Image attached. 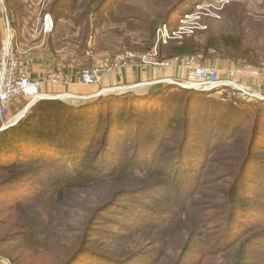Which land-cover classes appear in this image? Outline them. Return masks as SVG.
<instances>
[{"label":"trees","instance_id":"1","mask_svg":"<svg viewBox=\"0 0 264 264\" xmlns=\"http://www.w3.org/2000/svg\"><path fill=\"white\" fill-rule=\"evenodd\" d=\"M141 1L140 15L148 24L151 43L161 26L177 28L179 22L172 24L171 16L183 14L179 12L186 4V0H56L50 12L59 20L65 12L82 10L84 16L102 22L116 18L117 10L134 13ZM195 31L172 36L167 47L159 46V59L218 57L223 62L254 54L245 43L251 32L240 24L233 31L214 33L209 27ZM209 94L158 84L147 92L102 96L79 106L58 99L36 103L18 124L0 132V204L14 200L5 209L0 205L4 256L13 264H75L82 257L87 264H118L93 246L100 233L88 221L90 215L78 237L59 245L60 251L49 248L60 241L49 235L50 227L68 230L63 219L79 213L73 210L78 195L103 188L105 201L97 205V216L117 204V211L109 213L126 219L112 220L110 237L119 241L138 237L135 247L120 259L125 264L152 260L162 264L164 247H170L180 228L187 231V240L173 264H207L225 251L234 253L231 264H264V103L239 93L219 98ZM250 168L252 175L260 174L262 189H248L244 180ZM219 170L225 179L214 175ZM217 179L232 186L221 206L214 187ZM157 190L168 209L155 225H141L144 215L134 212L133 205L148 195L157 201ZM253 198L257 201L251 202L249 216L257 221L247 225L239 212L245 213L244 203ZM147 229L160 232L159 255L152 245L143 244ZM253 242L260 244L258 254Z\"/></svg>","mask_w":264,"mask_h":264},{"label":"rangeland","instance_id":"2","mask_svg":"<svg viewBox=\"0 0 264 264\" xmlns=\"http://www.w3.org/2000/svg\"><path fill=\"white\" fill-rule=\"evenodd\" d=\"M55 2L56 0H0V55L2 52V45L9 35L7 25V20H9L10 26L13 30V43L16 46L21 69L24 72H27L25 68L26 58L32 54H35L38 57H49L54 64L52 71L44 73L39 78L44 82V87L41 91L45 96V99L42 100L57 98L67 105L79 106L97 100L102 96L127 93L126 91L130 89L122 91L119 88L121 85L110 87L108 89L102 88L101 83L104 78L102 82L97 85H84L80 81L81 74L86 70L102 67L104 68L103 74L105 75L114 69H121V67H117L116 65L117 57L123 53L132 52L140 55L152 52L155 48H157L159 53V46L167 47L169 44V41H167V43L160 44L157 47L158 40L161 41L159 30L163 26L158 28L154 42L151 43V34L147 29L148 24L143 23L145 18L140 15L139 7L142 4V1L136 3L138 8L134 13L117 10L116 18L110 17L107 21L103 20L102 22H95L93 15L89 16L87 14V16H84L82 10L65 12V17L55 20L53 14L50 12L51 4H54ZM185 3L186 4L182 7V10L179 12V14H183H174L171 16L170 22L174 24L175 21H178L179 24L176 25L177 28L175 30L172 28L170 29L167 24V30L169 32L175 31L181 33V35L185 32L189 36L192 34V30L204 31L209 27L214 33H220L221 31H233L237 24L243 26L246 29V33L251 32V35L247 37L245 43L246 47L254 52L253 55L243 56V60L228 59L223 62L220 61L218 57L208 59L197 57L196 59L199 63L218 69L220 72V79L224 82L231 80L233 77L230 72L237 69H251L264 74V24L261 25L264 23V0H186ZM240 18H242L244 22ZM46 20L48 21V25H46ZM153 44L154 47L152 50L144 52L148 49L149 45ZM174 59L159 60L172 61ZM134 66L142 68L139 63H136L133 67ZM64 70L74 71L79 80L77 84L74 85L71 92L67 91L64 95L60 96H58L59 94H52L54 93L53 91L56 85L70 84L65 77H63V83L51 84L47 82L53 73L63 74ZM260 78L264 79V76H261ZM246 86L252 88V90H258L262 96H264L262 86V92L256 86H253L251 80L248 81V85ZM131 88L134 90L130 92L136 93L139 92L137 90L141 89L138 87ZM207 93H210L209 96H214L216 98L222 97L223 95L227 96V94L237 95L238 93L245 96L232 87H223L217 91ZM258 102L264 103V99L257 100L255 103ZM28 105V100L24 98L16 99V101L12 103L8 112L5 115L0 116V129L14 123L16 117H18L20 113L22 114L23 111L27 109ZM31 108H29L27 112H29ZM252 170V168L249 169L244 180L246 181L248 189H262L259 179L260 174L256 173L252 175ZM219 172L221 174H218ZM223 173L224 172L219 170L214 175H220L218 179H225L226 175ZM251 178H253L252 180H255L252 181ZM218 179L214 183V187L217 195H219L218 203L220 202L221 206V204L227 200V189L231 190L232 186L224 185L223 182ZM102 191L103 188H96L95 190L78 195V198L74 201L73 210H79V213L73 218L68 214L66 215L67 219H63L69 227L68 230H64L60 227H50L49 235L60 240L50 243L49 248L52 251H60L61 249L59 245L66 246L70 243L67 239L78 237L79 228L85 225L87 218L90 215L88 221L90 220L91 226L100 233V235L95 237V244L93 246L97 250L110 256L111 258L109 259L119 261L118 264H125V262H121L122 260L120 259L123 258L125 253L135 247L134 245L137 243L138 237L135 235L133 237L129 236L122 241L110 237V235H112L111 233H114L110 231L113 227L112 220L126 221V219L112 216L109 213L117 211V204L104 208L106 211L100 216H97L99 213L96 209L99 207L97 205H103V202L105 201L103 198H105L104 195L106 194V190H104L103 195H101ZM157 191L159 193L154 196L157 197V201L151 200V195H148V197L144 196L141 198L140 205H133L134 212H139L144 215L141 217V225H155V219L159 217V215L166 213V210L168 209L164 195L160 193L159 190ZM95 195L98 196V199H96ZM246 196L250 197L251 195L247 194ZM140 197L141 196H138V199H140ZM127 201V205L132 204L130 199ZM232 201H234V199ZM252 201H257V199L253 198L252 200H246V203H244L247 206L246 214L239 212L240 221L247 225L253 224L254 221H257V218L253 220L249 216L251 214L250 206H252ZM13 202L14 200L11 199L0 205L5 209L6 207L13 205ZM119 203L124 207L125 204L123 201ZM222 207L225 208V205ZM227 209L230 210L231 206L230 208L227 206ZM158 230L162 231L161 228H158ZM258 230L259 232L261 231L260 229ZM254 232L257 231L255 230ZM66 233H68L69 236ZM159 233L160 232L152 231V229H147L144 234L145 239L143 242L144 245L145 243L152 245V248L155 249L154 254L158 255L161 253V247L163 244V240L160 239L161 236H157ZM63 238H66L65 243L62 241ZM186 240L187 231H183L181 228L178 229L176 234L172 237L170 247L167 245L164 247V253L166 256L161 258V262H163L162 264H173L180 255L181 248ZM6 249V245H0L1 257L7 255L5 252ZM253 249L256 254H258L257 251L261 250L260 244H254L253 242ZM233 258L234 253L225 251L209 259L207 264H231ZM57 259L59 260L60 256H58ZM86 261L87 259L82 257L75 264H87ZM3 264L13 263L5 261ZM14 264L20 263L14 262ZM150 264H155V260H152Z\"/></svg>","mask_w":264,"mask_h":264},{"label":"built area","instance_id":"3","mask_svg":"<svg viewBox=\"0 0 264 264\" xmlns=\"http://www.w3.org/2000/svg\"><path fill=\"white\" fill-rule=\"evenodd\" d=\"M8 33L6 40L2 45L0 55V116L5 115L10 109L12 103L18 98H24L29 101L27 108H31L38 101L45 99L42 94L44 82L40 79L31 77L21 69L20 60L16 51V46L13 43V30L7 20ZM46 25L48 21L46 20ZM181 33L171 34L167 30V26H163L159 30L161 41L158 40L157 47L160 44L167 43L172 36L180 37ZM157 48L152 52L145 54H134L126 52L117 57V67H127L139 63L142 68L148 67H168L171 63H181L186 70L187 76L183 81H167L168 84L178 85L186 90H196L204 92L217 91L223 87H232L240 91L243 95L248 96L252 100H262L264 96L258 91L246 85H242V80H255L264 76L251 69H237L230 72L233 77L228 82L221 81L220 72L215 67L202 65L195 57L185 56L178 57L172 61H160ZM104 68L89 69L81 74V82L84 85H97L104 78ZM62 76L52 74L47 80L48 83L58 84L63 83ZM66 84V83H64ZM260 89V87H257ZM262 92V91H261ZM21 114V113H20ZM19 114V115H20Z\"/></svg>","mask_w":264,"mask_h":264},{"label":"crops","instance_id":"4","mask_svg":"<svg viewBox=\"0 0 264 264\" xmlns=\"http://www.w3.org/2000/svg\"><path fill=\"white\" fill-rule=\"evenodd\" d=\"M52 63V64H51ZM26 73L30 74L31 77L39 79L44 73L50 72L53 70V62L49 57H38L35 54H32L26 58ZM107 73V72H106ZM54 74V73H53ZM57 74V73H56ZM58 75L65 77L69 81V85H56L54 93L64 95L65 92L72 90L74 85L77 84L79 78L76 76L74 71L64 70L63 74L59 73ZM187 76L186 70L184 69L181 63H171L168 67H148V68H137L136 66H127L121 69H114L109 73L104 75V80L101 83V87L108 89L110 87H119L122 91L125 89H130L126 92H130L134 89L131 87L141 88L139 93L147 92L150 87L158 84H167V81H183ZM81 81V80H80ZM249 80H242V85H248ZM253 86L260 87L262 86V91L264 92V79L257 78L251 80ZM74 83V84H73ZM44 87V86H43ZM42 87V89H43ZM10 261L3 255L0 256V264Z\"/></svg>","mask_w":264,"mask_h":264},{"label":"water","instance_id":"5","mask_svg":"<svg viewBox=\"0 0 264 264\" xmlns=\"http://www.w3.org/2000/svg\"><path fill=\"white\" fill-rule=\"evenodd\" d=\"M48 99H57V98H48ZM27 111H28V108L25 109V110L23 111L22 115H21L19 118L16 117L14 123H11L10 126L2 127V128L0 129V132H1V131H4V130H6V129H8L9 127H12V126H15L16 124H18V123H19V122L25 117Z\"/></svg>","mask_w":264,"mask_h":264},{"label":"bare ground","instance_id":"6","mask_svg":"<svg viewBox=\"0 0 264 264\" xmlns=\"http://www.w3.org/2000/svg\"><path fill=\"white\" fill-rule=\"evenodd\" d=\"M104 92V91H103ZM105 93V92H104ZM67 97V96H66ZM22 114H20L19 116H18V118L21 116Z\"/></svg>","mask_w":264,"mask_h":264}]
</instances>
